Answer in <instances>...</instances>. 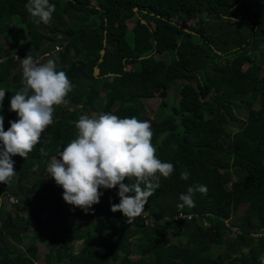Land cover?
I'll return each instance as SVG.
<instances>
[{
  "label": "trees",
  "instance_id": "1",
  "mask_svg": "<svg viewBox=\"0 0 264 264\" xmlns=\"http://www.w3.org/2000/svg\"><path fill=\"white\" fill-rule=\"evenodd\" d=\"M93 1L49 0L55 12L45 25L34 23L25 9L27 0H0V36L14 16L27 33L23 44L34 49L44 40L53 41L52 34L61 35L57 70L65 71L74 85L68 103L55 106L54 123L27 159L12 157L17 172L12 180L33 181L20 191L13 210L0 208V264H32L19 249L29 231L46 245L43 264H240L239 258L242 264H261L264 52L259 49L264 44V0ZM202 14L208 21L187 29L195 35L173 25ZM255 50L258 61L249 56ZM15 61L13 56L0 61L5 131L9 121L18 119L10 110L11 95L22 87V69H14ZM178 81L183 84L174 104L168 91ZM154 97L164 122L151 126L152 143L174 172L169 179L161 177L141 216L126 223L121 212L110 210L119 203L117 188L99 189V203L85 213L63 200L56 183L43 184L45 168L75 138V123L83 112L142 120L145 101ZM72 117H77L73 124ZM230 122L238 127L227 134L224 126ZM182 171L190 173L187 180L180 178ZM198 184L207 186V194L194 193V207H178L183 203L179 196ZM241 205L243 213L233 217ZM45 206L53 211L41 216ZM178 214L190 219H178ZM32 243L28 251L35 249ZM215 247L220 252L213 255Z\"/></svg>",
  "mask_w": 264,
  "mask_h": 264
},
{
  "label": "clouds",
  "instance_id": "2",
  "mask_svg": "<svg viewBox=\"0 0 264 264\" xmlns=\"http://www.w3.org/2000/svg\"><path fill=\"white\" fill-rule=\"evenodd\" d=\"M25 9L34 23L48 25L55 5L49 0H27ZM58 48L61 50V46ZM19 66L22 87L10 98V110L18 119L9 121L10 127L5 131L0 115V183L4 184L17 173L12 157L27 159L42 133L54 123L55 106L67 104L66 97L74 88L67 73L57 70L55 59L27 54L19 59ZM5 93V89H0V108ZM75 128V138L58 150V157H53L47 167L51 178L63 189V200L88 213L103 195L99 189L117 188L119 203L111 204L110 210L121 212L126 223H132L144 213L148 198L160 187L161 177L169 179L174 172L172 163L157 156L151 123L135 116L121 118L102 113L81 115ZM41 152L47 155L43 149ZM189 175L182 171L180 178L187 180ZM196 192L206 195L208 188L204 184L188 187L179 196L183 203L178 207H194L192 197ZM259 260L264 264V254Z\"/></svg>",
  "mask_w": 264,
  "mask_h": 264
},
{
  "label": "rangeland",
  "instance_id": "3",
  "mask_svg": "<svg viewBox=\"0 0 264 264\" xmlns=\"http://www.w3.org/2000/svg\"><path fill=\"white\" fill-rule=\"evenodd\" d=\"M91 3L92 4H94V1L93 0H91ZM69 21V20H68ZM11 23L15 26V28H22V26L20 25V23H19V17L18 16H14V17H12V21H11ZM132 26V20H130V21H128L127 22V27H128V29L130 28ZM37 29H39V27L37 28ZM126 39L127 40H129L130 38H129V34L127 33V35H126ZM260 51H262V52H264V44L261 46V48L259 49ZM259 50H255V52H250L249 53V56L252 58V59H254V61H258V59H259V57H260V55H259ZM162 55H164V54H162ZM14 57H16V60H17V57H25V56H16V55H13ZM161 56V55H160ZM160 56H156L157 58H162V56L160 57ZM262 57V56H261ZM14 60V59H13ZM218 63H219V65H225L223 62H222V60H219L218 61ZM260 75H264V64L262 65V70H261V72H260ZM177 83V85H176V87H171L170 89H169V91H168V94L170 95V96H173L174 97V100H173V97H170L169 99H170V102H172L173 103V101H174V104H176V102H177V100H178V97H177V91H178V86H180V85H182L183 84V81H178V82H176ZM174 85V86H175ZM143 101V100H142ZM100 102H98L97 104H99ZM144 107H145V117H143L142 118V120H147V121H149L150 123H151V126H153V125H155V124H161V123H163L164 122V120H163V118H162V116H161V112L159 111V109H158V99L157 98H152V99H148V100H146L145 101V103H144ZM238 108L236 107V104H233L232 105V111L234 112V114H236V110H237ZM238 118H240L241 120H243L244 119V116L243 115H241V116H239L238 115ZM156 119V120H155ZM237 127H238V123L237 122H230V123H228V124H226L225 126H224V131H225V133H233V132H235V130L237 129ZM48 172V171H47ZM48 174H49V176L51 177V175H50V173L48 172ZM34 177V176H33ZM32 181H33V178H26V179H22V180H20V181H17V180H11L9 183H7V184H5V188H6V191H7V193H9V194H12V195H15V196H19V194H20V191L21 190H24L25 189V187H27V184H28V182L29 183H32ZM43 184L44 185H48V181H46V182H43ZM51 186H54V184H53V182H51ZM4 208V209H6V207H5V205H3V204H1L0 205V208ZM10 206H8L7 208H9ZM244 209H245V206L244 205H241V206H239L238 208H237V210H236V212L234 213V216L233 217H235V216H240L242 213H243V211H244ZM45 210V211H44ZM48 210H50V211H53V208L52 207H43V210H41L40 212H41V216L43 215L44 216V213L47 211L48 212ZM22 215H25L26 214V212H22L21 213ZM93 223H98V221L97 220H94L93 221ZM234 230V229H233ZM27 234V237L28 238H24L23 239V242H22V246H20L19 247V249H20V251H24V256H25V258L29 261V262H31L32 264H43V256H44V254H45V252H46V245H44V244H42L40 241H38L37 239H35V238H31L32 236H31V233H30V231L29 232H27L26 233ZM256 236L255 235H253V238H255ZM31 241H33V243L32 244H34L35 245V249H32V250H30V251H28V244L31 242ZM178 240L177 239H171V241L170 242H172V243H176ZM212 242L213 241H211V244H212ZM78 245H79V243H76L75 245H74V247H76V249H75V251L77 250V248H78ZM218 252H220V249L219 248H213V250H212V252H211V254H213V255H216ZM240 260H239V263L240 264H242V259L241 258H239Z\"/></svg>",
  "mask_w": 264,
  "mask_h": 264
},
{
  "label": "crops",
  "instance_id": "4",
  "mask_svg": "<svg viewBox=\"0 0 264 264\" xmlns=\"http://www.w3.org/2000/svg\"><path fill=\"white\" fill-rule=\"evenodd\" d=\"M11 21H12V19H11ZM48 35H49V33H48ZM51 37L53 38V41L44 40L38 49H34L33 46L29 43L23 44L24 40H26V41L28 40L27 33L25 31H21L19 28H15V26L10 22V24L7 25L5 28V35L0 36V61L3 60V58L8 57V56H13V55L26 56L27 54L32 55L33 57L40 56L41 54L42 55L47 54L42 59H44V60L55 59L58 55V52L54 51V48L61 46L63 37H61V35L57 36L55 34H52ZM15 62H16V64L14 65V69L18 70L20 68V66H19L17 61H15ZM71 111H73L72 106H71V108H69L68 112H71ZM96 114L97 113H95L93 111H85L81 115L94 116ZM77 116H78V114H77ZM76 118L77 117H75V119H74V117H72L69 120L70 123L73 124L74 122H76L75 121ZM51 160L49 162H51ZM47 167H48V165H47ZM47 167L45 168L46 176L44 178V182L48 181V185H50V186H51V182H53V184L55 185V181L49 176V174L47 172ZM2 184H4V183H2ZM4 186H5V184H4ZM1 204L5 205L6 208L8 206H10L0 196V205ZM9 208H10V210H13L12 206H10ZM9 208H7V209H9ZM46 213H47V211L44 214H46Z\"/></svg>",
  "mask_w": 264,
  "mask_h": 264
},
{
  "label": "built area",
  "instance_id": "5",
  "mask_svg": "<svg viewBox=\"0 0 264 264\" xmlns=\"http://www.w3.org/2000/svg\"><path fill=\"white\" fill-rule=\"evenodd\" d=\"M202 21V22H207V18L205 17L204 14L199 15V16H195L193 18H189V19H178L174 21V24L177 25L180 28H184V29H192L195 28L197 26V24ZM60 48L56 47L54 48V51H59ZM47 54L44 55H40V56H35V58H43L44 56H46ZM17 61L19 62V59H23V57H17ZM13 59L16 60V57L13 56ZM4 185L2 183H0V196L1 198L10 206H14L17 205L19 202L18 198L16 196L10 195L8 193H4ZM176 218L178 219H190V216L184 215V214H178L176 216ZM256 236V235H255ZM259 236V235H258ZM256 236V237H258ZM261 236V235H260Z\"/></svg>",
  "mask_w": 264,
  "mask_h": 264
},
{
  "label": "water",
  "instance_id": "6",
  "mask_svg": "<svg viewBox=\"0 0 264 264\" xmlns=\"http://www.w3.org/2000/svg\"><path fill=\"white\" fill-rule=\"evenodd\" d=\"M68 1H70V0H68ZM235 7H236V5L232 6L229 10L232 11ZM133 11H136V9H133ZM231 19H232V20H235L234 18H231ZM142 22H143V21H142ZM173 25H175V24L173 23ZM175 27H177L179 30H181V31H183V32H185V33H187V34L195 35V33L192 32V31H189V30L184 29V28H180V27H178L177 25H175ZM102 44H103V46L105 45V39H103ZM103 53H104V50L102 49V50L100 51V53H99V54H100V58H101V56L103 55ZM99 60H100V59H99ZM96 72H97V69H96V67H94V68H93V74H96ZM110 75H112V74H107L106 76H110Z\"/></svg>",
  "mask_w": 264,
  "mask_h": 264
}]
</instances>
